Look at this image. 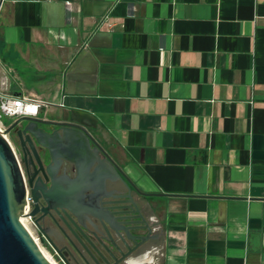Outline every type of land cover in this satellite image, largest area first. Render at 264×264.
Here are the masks:
<instances>
[{"label": "crops", "instance_id": "crops-1", "mask_svg": "<svg viewBox=\"0 0 264 264\" xmlns=\"http://www.w3.org/2000/svg\"><path fill=\"white\" fill-rule=\"evenodd\" d=\"M0 92L85 128L150 203L126 264H264V0H0Z\"/></svg>", "mask_w": 264, "mask_h": 264}, {"label": "water", "instance_id": "water-1", "mask_svg": "<svg viewBox=\"0 0 264 264\" xmlns=\"http://www.w3.org/2000/svg\"><path fill=\"white\" fill-rule=\"evenodd\" d=\"M6 132L18 143L32 200L29 216L62 263L126 264L150 251L159 238L150 203L132 191L85 128L62 116L23 117ZM25 193L22 172L0 134V264H51L20 222Z\"/></svg>", "mask_w": 264, "mask_h": 264}, {"label": "built area", "instance_id": "built-area-1", "mask_svg": "<svg viewBox=\"0 0 264 264\" xmlns=\"http://www.w3.org/2000/svg\"><path fill=\"white\" fill-rule=\"evenodd\" d=\"M49 104L38 100L34 98H13L10 97L6 94H3L0 92V134L3 136V138L6 140L8 145L10 146L14 157L18 163V166L22 172L21 164H20V159L17 155V152L15 151V147L9 138L6 129L7 127L3 126L1 123V118H8L11 119L12 121H15L17 119L23 118V117H28V118H39L40 110L42 108H46ZM23 175V172H22ZM24 183H25V202L27 204V207L25 208V212L23 216L20 218V222L22 226L26 229L32 240L35 242V244L38 246V248L42 249L43 251L45 250L44 247L42 246L41 242V237L38 234L37 228L35 227L33 223L32 217H30V212H31V206H32V200L27 188L26 180L23 176ZM28 215V216H27Z\"/></svg>", "mask_w": 264, "mask_h": 264}, {"label": "rangeland", "instance_id": "rangeland-1", "mask_svg": "<svg viewBox=\"0 0 264 264\" xmlns=\"http://www.w3.org/2000/svg\"><path fill=\"white\" fill-rule=\"evenodd\" d=\"M51 109L52 108H50L49 107V111L51 112ZM44 111V109H42V110H40V114H39V117L40 116H42V112ZM49 115V114H48ZM47 115V116H48ZM56 117H61V115H55ZM49 117L51 118L52 116L51 115H49ZM12 122V120L11 119H8V118H1V123H2V125L3 126H5V127H7L10 123ZM11 139V138H10ZM11 141H12V143H13V145H14V142H13V140L11 139ZM14 147H15V151L17 152V149H16V146L14 145ZM42 244V246L44 247V251L46 252H44L45 254H47L48 256H49V258L54 262V264H63L61 261H60V259L53 253V251L49 248V247H47L44 243H41Z\"/></svg>", "mask_w": 264, "mask_h": 264}, {"label": "flooded vegetation", "instance_id": "flooded-vegetation-1", "mask_svg": "<svg viewBox=\"0 0 264 264\" xmlns=\"http://www.w3.org/2000/svg\"><path fill=\"white\" fill-rule=\"evenodd\" d=\"M7 134H8V136H9V138H11V139L13 140L14 145L16 146V149H17V155H18V157H19V159H20V164H21V168H22L23 176H24V178L26 179V175H25V173H24V167H23V163H22V159H21L20 151H19V149H18V143H17V141H16L14 135H12V133H7ZM65 173H66V175H68V176H70V177H71L72 174H73V169H72V167H71L70 165H68V164H66V170H65ZM31 210H32V206H31ZM32 219H33V218H32ZM33 222H34V219H33ZM38 234H39V236L41 237V242L44 243V244L47 246L45 240L42 238V236L40 235L39 232H38ZM47 247H48V246H47ZM63 254H64V256L69 260V258H68V256L66 255V253L63 252ZM63 264H64V263H63ZM71 264H72V263H71Z\"/></svg>", "mask_w": 264, "mask_h": 264}, {"label": "bare ground", "instance_id": "bare-ground-1", "mask_svg": "<svg viewBox=\"0 0 264 264\" xmlns=\"http://www.w3.org/2000/svg\"><path fill=\"white\" fill-rule=\"evenodd\" d=\"M40 251L42 252V254L44 255V257L51 263V264H54V262L49 258V256L47 254H45L46 252L43 251L41 248H40ZM45 252V253H44Z\"/></svg>", "mask_w": 264, "mask_h": 264}]
</instances>
